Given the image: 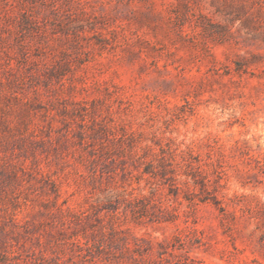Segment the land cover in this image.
Wrapping results in <instances>:
<instances>
[{
  "label": "rangeland",
  "instance_id": "1",
  "mask_svg": "<svg viewBox=\"0 0 264 264\" xmlns=\"http://www.w3.org/2000/svg\"><path fill=\"white\" fill-rule=\"evenodd\" d=\"M0 264H264V0H0Z\"/></svg>",
  "mask_w": 264,
  "mask_h": 264
}]
</instances>
